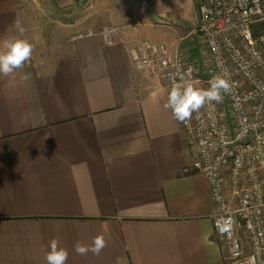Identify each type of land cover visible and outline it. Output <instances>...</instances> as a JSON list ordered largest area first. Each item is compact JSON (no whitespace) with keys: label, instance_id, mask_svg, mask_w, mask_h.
Returning <instances> with one entry per match:
<instances>
[{"label":"crops","instance_id":"crops-1","mask_svg":"<svg viewBox=\"0 0 264 264\" xmlns=\"http://www.w3.org/2000/svg\"><path fill=\"white\" fill-rule=\"evenodd\" d=\"M41 1L67 20L64 42L0 75V264H47L53 238L67 264H226L169 92L128 52L136 40L197 52L208 0ZM22 3L0 0V39L34 45L44 31ZM104 27L120 30L115 45L66 39ZM101 234L99 255L74 251Z\"/></svg>","mask_w":264,"mask_h":264},{"label":"built area","instance_id":"built-area-1","mask_svg":"<svg viewBox=\"0 0 264 264\" xmlns=\"http://www.w3.org/2000/svg\"><path fill=\"white\" fill-rule=\"evenodd\" d=\"M199 15L191 32L197 52L147 40L128 52L168 92L181 78L207 89L213 76L228 74L231 91L221 92V103L178 121L190 160L183 172L206 183L226 264H264V0H208ZM120 34L104 27L77 38L99 35L113 46Z\"/></svg>","mask_w":264,"mask_h":264},{"label":"clouds","instance_id":"clouds-1","mask_svg":"<svg viewBox=\"0 0 264 264\" xmlns=\"http://www.w3.org/2000/svg\"><path fill=\"white\" fill-rule=\"evenodd\" d=\"M33 51L34 46L27 39L17 36H5L0 39V75L7 77L21 69L25 62L32 57ZM227 77L226 72L213 76L207 89L195 87L184 78H181L179 82L174 81L167 95L165 107L171 110L177 121L185 123L192 118L193 113H199L205 105L222 102L221 92L229 93L231 91ZM106 245V237L101 234L95 236L91 244L77 241L74 251L81 256L87 255L89 252L99 255ZM68 256L67 249L60 246L58 239L53 238L46 255L47 264H67Z\"/></svg>","mask_w":264,"mask_h":264},{"label":"rangeland","instance_id":"rangeland-1","mask_svg":"<svg viewBox=\"0 0 264 264\" xmlns=\"http://www.w3.org/2000/svg\"><path fill=\"white\" fill-rule=\"evenodd\" d=\"M22 5L29 12L35 15L36 21L33 25L34 28L44 31V34H41L36 37L38 41L33 45L41 57H47L48 53L51 55L54 52L55 48L64 41H62V36H60L61 29H65V18L63 16H56L52 5L42 2L41 0H22ZM44 14L43 18L38 16V14ZM40 14V15H41ZM61 17V18H60ZM40 32V33H42ZM80 34H73L67 37L66 39L70 42L78 39L77 37ZM203 54V53H202Z\"/></svg>","mask_w":264,"mask_h":264}]
</instances>
